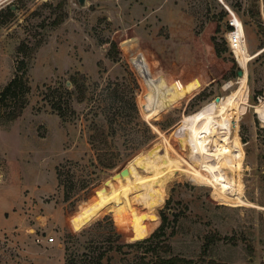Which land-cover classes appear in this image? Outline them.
I'll list each match as a JSON object with an SVG mask.
<instances>
[{
	"label": "rangeland",
	"instance_id": "rangeland-1",
	"mask_svg": "<svg viewBox=\"0 0 264 264\" xmlns=\"http://www.w3.org/2000/svg\"><path fill=\"white\" fill-rule=\"evenodd\" d=\"M228 2L245 29L243 68L219 0H0V90L23 58L32 87L23 113L0 121V264H86L163 217L154 245L92 264H264V0ZM48 86L70 92L65 117ZM177 162L187 167L169 174ZM172 177L164 196L146 189ZM102 190L135 219L157 214L150 233L133 239L111 212L77 221Z\"/></svg>",
	"mask_w": 264,
	"mask_h": 264
},
{
	"label": "trees",
	"instance_id": "trees-1",
	"mask_svg": "<svg viewBox=\"0 0 264 264\" xmlns=\"http://www.w3.org/2000/svg\"><path fill=\"white\" fill-rule=\"evenodd\" d=\"M228 27L232 28V26H228ZM222 28L223 27L221 24L216 23V26H214L215 34H213L214 39H217V34L221 33ZM121 41L123 44H125L126 38H122ZM215 49H216L215 51L217 52V55L221 56V54L223 53V50H221L220 48L218 49L215 48ZM113 52L118 53L119 51L117 50V48L113 47ZM113 52L112 50L111 52H109L110 57H114ZM236 55L243 68L241 56L238 53H236ZM26 65L27 63H26L25 58L21 59L19 62V66L17 67V72L15 76L7 83V85L2 90H0V121H12L16 119L23 113V111L29 104V94L32 91V87L30 85L29 77L27 75ZM64 91L69 92L68 89L66 88L65 89L61 87L52 88L48 86V92L46 94V96L48 97V101L51 104L52 109L55 110L61 117H65L68 114V111L70 110L69 100L68 98H65L63 96ZM151 96H152V92L150 93V97ZM113 97L118 98V96L116 95V88H115V94L113 95ZM152 108L153 107L151 104H147L144 110L146 113H149ZM109 122L110 124H112L114 121H109ZM206 129L211 130L212 125L209 123ZM206 129L202 131L201 136L207 140L209 134H207ZM152 150H162L161 145H157L155 148H152ZM165 150H167V148ZM151 159H152L151 157H146L144 162L151 166L153 164V167H154L157 163L156 161L157 159H153V160ZM159 161L162 162V159H160ZM183 167H187L185 165V162L173 163L171 172L169 174L176 172L180 170V168L182 169ZM58 178H59L60 185H64L65 187L66 196L69 197L70 191L75 188V186H73L74 183L65 182V180L62 178V171L60 169L58 171ZM172 179L173 177L170 179L163 180L155 185L147 186L146 189L148 190V192L152 190L151 192L154 191L153 192L154 194L157 193L159 195L164 196L167 194V186ZM110 190L108 192H106L105 190H102L99 193L98 198L91 205L84 207L83 210H81V214H79V216L77 215V221L81 219L83 222L85 221L88 222L92 220V218L97 216L98 214H101L104 212H111L114 216V219L117 221L119 225L127 224L128 228L132 232L133 239L142 238L146 236L147 234H149L152 229V225L158 221V218H159L158 215L151 214L143 219H135L133 217L134 216L133 213H131L129 209H125L121 205H120V208H115L114 205L117 204L116 202L110 204L109 202L110 199L108 197V193L110 192ZM85 212H88V218L86 220L84 219ZM152 212H155V208H153V210H149V213H152ZM99 225H101V222ZM113 227L117 229V227L114 224H113ZM116 233H119V232H116ZM159 234L160 236L165 234V218L164 217H163V222L158 226L157 230L152 232L148 237L137 240L135 243L151 242L150 244L154 245V243H152L153 242L152 239L153 238L155 239L156 237H158ZM119 239H121V237L117 239L118 241L115 243V245L112 244L108 246V248L106 250H103V252H100V254L90 256V261L89 263H86V264H92V262H96V261L99 262L100 260H102L105 257L108 249L109 250L114 249L115 251L122 252L123 247L125 246L131 247L135 244L133 242L122 243L121 241H119ZM157 261L158 262H140L136 264H186L185 262L186 260L178 256H172L169 258H160ZM67 264H78V263L76 262V260L71 259L67 262Z\"/></svg>",
	"mask_w": 264,
	"mask_h": 264
},
{
	"label": "bare ground",
	"instance_id": "bare-ground-1",
	"mask_svg": "<svg viewBox=\"0 0 264 264\" xmlns=\"http://www.w3.org/2000/svg\"><path fill=\"white\" fill-rule=\"evenodd\" d=\"M222 1V0H221ZM228 6V5H227ZM229 7V6H228ZM229 9L234 13V20L235 22L238 24V34H240L241 36H243L242 40H241V43H239L237 45L238 48L235 49V52L238 53L243 59H245L246 57V41L244 40L246 38L245 36V29H244V26H243V23L241 22L240 18L236 15V13L229 7ZM244 70V69H243ZM245 75V73L240 76L243 77ZM216 99V98H215ZM221 99V97H220ZM217 101V100H216ZM219 101V100H218ZM143 159V156L137 158L135 161H134V165L135 167H137V164L138 162Z\"/></svg>",
	"mask_w": 264,
	"mask_h": 264
},
{
	"label": "built area",
	"instance_id": "built-area-1",
	"mask_svg": "<svg viewBox=\"0 0 264 264\" xmlns=\"http://www.w3.org/2000/svg\"><path fill=\"white\" fill-rule=\"evenodd\" d=\"M224 7L231 14V17L229 19V23L232 26V30L227 34V39H228L227 41H228V44L231 47V49L235 51V49L238 48L237 45L239 43H241L243 36H241L240 34L237 33L238 32V24L234 20V13L229 9V7L226 4H224Z\"/></svg>",
	"mask_w": 264,
	"mask_h": 264
},
{
	"label": "water",
	"instance_id": "water-1",
	"mask_svg": "<svg viewBox=\"0 0 264 264\" xmlns=\"http://www.w3.org/2000/svg\"><path fill=\"white\" fill-rule=\"evenodd\" d=\"M78 1H79L80 5H81L82 7L87 6V0H78ZM244 73H245V71H244L243 69H239V70H238V76H242ZM216 100H217V101L220 100V97H219V96L216 97Z\"/></svg>",
	"mask_w": 264,
	"mask_h": 264
},
{
	"label": "crops",
	"instance_id": "crops-1",
	"mask_svg": "<svg viewBox=\"0 0 264 264\" xmlns=\"http://www.w3.org/2000/svg\"><path fill=\"white\" fill-rule=\"evenodd\" d=\"M221 3H222V5H224V4H226V5H228L229 7H230V5H229V2H228V0H219ZM224 3V4H223ZM231 8V7H230ZM232 9V8H231ZM233 10V9H232Z\"/></svg>",
	"mask_w": 264,
	"mask_h": 264
}]
</instances>
